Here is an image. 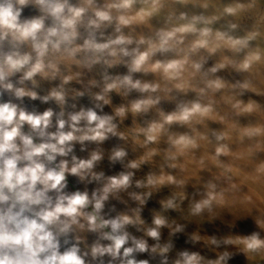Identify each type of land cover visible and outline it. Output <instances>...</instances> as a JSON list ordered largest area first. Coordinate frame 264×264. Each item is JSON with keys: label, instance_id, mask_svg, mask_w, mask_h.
Listing matches in <instances>:
<instances>
[{"label": "clouds", "instance_id": "9594fccd", "mask_svg": "<svg viewBox=\"0 0 264 264\" xmlns=\"http://www.w3.org/2000/svg\"><path fill=\"white\" fill-rule=\"evenodd\" d=\"M0 264H264V0H0Z\"/></svg>", "mask_w": 264, "mask_h": 264}, {"label": "bare ground", "instance_id": "6f19581e", "mask_svg": "<svg viewBox=\"0 0 264 264\" xmlns=\"http://www.w3.org/2000/svg\"><path fill=\"white\" fill-rule=\"evenodd\" d=\"M106 111H107V109H106ZM146 170L147 169H145V171ZM151 206H152V204L150 203L149 207H151ZM145 215L147 216V212L145 213ZM250 227H251V224L250 223L242 224L241 225V228L244 229V230H248ZM209 230L211 231V229H209ZM180 244H183V239H181Z\"/></svg>", "mask_w": 264, "mask_h": 264}, {"label": "rangeland", "instance_id": "374dc122", "mask_svg": "<svg viewBox=\"0 0 264 264\" xmlns=\"http://www.w3.org/2000/svg\"><path fill=\"white\" fill-rule=\"evenodd\" d=\"M105 167H107V165H105ZM118 167V166H117Z\"/></svg>", "mask_w": 264, "mask_h": 264}]
</instances>
